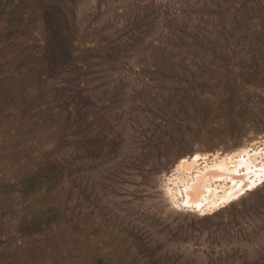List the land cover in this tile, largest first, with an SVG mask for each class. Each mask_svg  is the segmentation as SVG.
Instances as JSON below:
<instances>
[{
	"label": "rangeland",
	"instance_id": "rangeland-1",
	"mask_svg": "<svg viewBox=\"0 0 264 264\" xmlns=\"http://www.w3.org/2000/svg\"><path fill=\"white\" fill-rule=\"evenodd\" d=\"M0 264H264V0H0Z\"/></svg>",
	"mask_w": 264,
	"mask_h": 264
},
{
	"label": "bare ground",
	"instance_id": "bare-ground-1",
	"mask_svg": "<svg viewBox=\"0 0 264 264\" xmlns=\"http://www.w3.org/2000/svg\"><path fill=\"white\" fill-rule=\"evenodd\" d=\"M201 159H205V158L203 157L200 158L199 155H195L190 159L182 160L176 167L177 169H181L182 171L184 170L187 174V176H184V178L186 179H184L182 182L183 183L182 185L184 187L182 192L184 193V199H185L184 203L186 205H190L192 207L194 206L195 208H197V210H200L204 207L202 212H209L211 209L218 206L217 202H215L218 201L216 199L227 200L231 197L240 194L242 191H244L246 187L250 185V183L247 180L248 175L245 173L247 171V168H245L246 170H244L245 172L243 173L239 172L238 170L239 167H244V166L247 167V163L240 157H238L236 160H233L231 162L232 165L230 166H228L229 164L225 161V158L222 159L215 158L216 160H214L211 165L208 166L204 165L200 170L196 168L197 170L194 172L195 174L189 177V175L193 173L195 167H199L197 165H198V161H200ZM183 174L184 173L182 172V176ZM221 180H225V181L228 180L231 183L230 186H228V188L229 187L230 188L229 189L226 188L227 190H229L228 192L226 191L227 194H225L224 192L226 185L224 181L222 184ZM218 181H221V184H219L218 186L221 189L220 191H223V194H221L220 196L218 195L219 198L217 197L214 200V198L216 197L215 195L216 192L214 191L217 190H215V187L213 188L214 185L212 186L211 183ZM225 202L223 201V203Z\"/></svg>",
	"mask_w": 264,
	"mask_h": 264
}]
</instances>
